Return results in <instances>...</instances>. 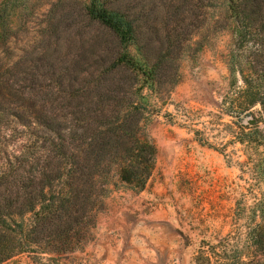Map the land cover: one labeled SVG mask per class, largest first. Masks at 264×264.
Returning <instances> with one entry per match:
<instances>
[{
	"label": "trees",
	"instance_id": "1",
	"mask_svg": "<svg viewBox=\"0 0 264 264\" xmlns=\"http://www.w3.org/2000/svg\"><path fill=\"white\" fill-rule=\"evenodd\" d=\"M199 1L213 12L207 30L213 26L234 34L227 67L229 84L237 89L227 113L242 120L238 138L251 150L252 172L264 186V131L257 121L246 122L255 119L251 109L256 105L264 113V0H168L142 6L84 0L89 26L109 41H95L91 67L53 64L47 69L9 54L17 32L13 0H4L0 262L35 248L48 254L73 252L96 226L114 186L144 189L157 156L146 125L180 81L181 61L203 49V42L184 36L185 13L198 8ZM52 29L55 36L60 28L53 24ZM47 60L56 62L51 56ZM239 77L243 86L237 85ZM12 137L25 143L11 150ZM236 217L247 220L253 251L244 259V251L237 249L223 264H264V193L250 207L239 202Z\"/></svg>",
	"mask_w": 264,
	"mask_h": 264
},
{
	"label": "rangeland",
	"instance_id": "2",
	"mask_svg": "<svg viewBox=\"0 0 264 264\" xmlns=\"http://www.w3.org/2000/svg\"><path fill=\"white\" fill-rule=\"evenodd\" d=\"M83 1L13 0L17 35L9 54L44 69L53 64L91 67L95 41L109 38L89 26ZM150 1L168 0H128L138 6ZM198 4L185 13L184 36L203 42V49L181 61L180 81L146 125L157 156L144 189L114 186L96 226L73 252L48 254L35 248L0 264H223L237 249L244 251V259L251 256L248 222L236 217V208L239 202L253 205L264 186L252 172L251 150L239 141L242 120L227 113L237 89L229 84L227 67L235 37L231 30H207L213 12ZM53 24L60 28L55 36ZM237 85L243 86L240 77ZM251 111L264 131L260 105ZM11 141V150L25 143L14 137Z\"/></svg>",
	"mask_w": 264,
	"mask_h": 264
},
{
	"label": "water",
	"instance_id": "3",
	"mask_svg": "<svg viewBox=\"0 0 264 264\" xmlns=\"http://www.w3.org/2000/svg\"><path fill=\"white\" fill-rule=\"evenodd\" d=\"M248 122H249L250 124H253V123L255 122V119L250 118V119L248 120Z\"/></svg>",
	"mask_w": 264,
	"mask_h": 264
}]
</instances>
